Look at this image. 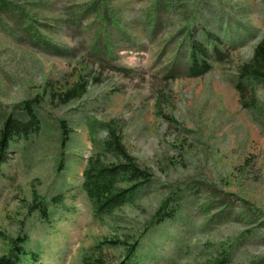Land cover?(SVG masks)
<instances>
[{"label":"rangeland","instance_id":"1","mask_svg":"<svg viewBox=\"0 0 264 264\" xmlns=\"http://www.w3.org/2000/svg\"><path fill=\"white\" fill-rule=\"evenodd\" d=\"M9 2L24 14L0 15V129L26 102L42 128L1 167L0 258L17 243L35 264H82L119 242L102 248L117 263L137 240L138 264H264V123L234 88L264 39V0ZM192 42L225 62L189 77ZM112 121L150 178L96 216L84 170Z\"/></svg>","mask_w":264,"mask_h":264},{"label":"trees","instance_id":"2","mask_svg":"<svg viewBox=\"0 0 264 264\" xmlns=\"http://www.w3.org/2000/svg\"><path fill=\"white\" fill-rule=\"evenodd\" d=\"M24 14L9 0H0V15ZM220 42L219 40H217ZM225 54L214 48L211 52L208 48L192 42L189 56V77H200L211 71V60L219 64L225 62ZM259 86H264V39L254 48L252 58L242 64L237 71L234 88L239 95V103L244 110L251 113L254 121L264 123L263 105L258 96ZM79 88L66 91L65 103L77 99L84 89ZM79 92V93H78ZM251 95V98L249 97ZM264 102V100L262 101ZM261 112L260 115H255ZM257 122V121H256ZM42 123L38 118L33 103H24L20 115L12 113L2 122L0 129V177L2 164L7 160L8 150L14 138H28L30 131L39 133ZM120 125L112 121L105 126L106 136L99 142L92 140L97 153L89 158L84 170L82 189L92 204L96 216H110L116 211L131 204L140 192V186H144L150 178L149 170L142 169L127 150ZM105 158L107 162L102 161ZM47 218V211H41ZM18 242V241H16ZM26 241H21L24 244ZM119 242L100 243L83 256L82 264H138L132 261L139 243H135L127 250L125 257L117 262H109L103 256L102 248L107 245L117 247ZM119 248V247H118ZM39 261L37 253L25 251L17 244L10 252L0 258V264H30Z\"/></svg>","mask_w":264,"mask_h":264}]
</instances>
